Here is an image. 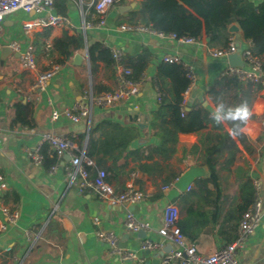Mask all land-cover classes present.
Wrapping results in <instances>:
<instances>
[{
  "label": "crops",
  "instance_id": "1",
  "mask_svg": "<svg viewBox=\"0 0 264 264\" xmlns=\"http://www.w3.org/2000/svg\"><path fill=\"white\" fill-rule=\"evenodd\" d=\"M131 1L115 0L109 5L105 12V23L100 27L84 26L81 0H65V17L54 8L53 13L65 19V23L58 26L26 31L23 24L34 15L22 11L10 14L0 25V175L7 184L1 199L5 206L19 213L15 223L0 233V264H162L168 254L161 256L162 249L168 247L170 251L174 248L170 239L162 238L157 233L164 226V212L168 206H174L178 211L176 224L184 245L193 247L198 255L207 256L236 237L241 215L249 207H246V202L250 198L252 185L249 187V183L253 178L260 183L262 205L259 225L244 247L237 251L235 259L237 264H264V96L261 93L251 105L253 117L243 127V132L253 141L251 154L238 144L241 151L238 160L221 171L217 188L209 184L206 186L207 193H204V187L193 184L195 179L209 176L208 169L199 164L200 146L197 136L193 134L177 136L175 150L169 160L162 161L154 155V161L162 163L163 169L151 175L142 174L136 169L138 164H143V160L136 161L131 156L126 159L127 166L110 184L116 193L131 186L144 195L142 202L127 207L109 206L92 190L78 192L67 174L69 155L56 158L53 171L42 163L34 164L28 156V149H33L43 134L73 142L83 155L90 126L101 121L136 130L138 137L127 150L140 149L145 145L157 146L159 141L149 124L151 114L159 110L161 95L153 85L152 77L164 56H174L194 71L195 82L184 92V103L189 106L201 102L212 111L214 105L208 89L228 63L226 58L212 57L210 51L223 47H210L204 35L194 44H183L168 36L158 37L133 29L121 30V26H132L127 22V12L136 9L139 0ZM249 1L256 6L262 0ZM126 7L129 9L120 11ZM231 26L237 31H230ZM75 33L82 35L83 48L75 51L67 63L58 65L59 72L45 90L35 91L33 84L36 75L51 69L62 58L59 50L53 48V40ZM228 33V38L232 37L239 49L249 48V42L243 39L235 23L229 26ZM12 41L22 46H32L35 71L21 70L15 52L1 57V48L8 47ZM95 42L108 49L121 50V60L109 66L99 62L92 72L87 48ZM146 55L150 61L134 97L113 109L93 107L88 116L78 123H72L65 117V109L76 103L86 104L89 94L95 96L93 86L114 91L121 61ZM18 103L29 106L28 127L13 123L15 105ZM54 110L59 117L51 121ZM223 128L228 131L226 124H223ZM255 158H258V162H255ZM132 169L135 170L129 172ZM191 169L195 177L189 189L168 200L167 192L173 183L167 191H163L166 185L162 181L169 173H179L180 177ZM95 175L96 172L89 174L91 178ZM215 192L219 196L217 201L213 197ZM126 212L148 223L150 230L146 234H139L125 229ZM95 218L98 224H95ZM99 230L113 233L117 238V247L133 252L136 259L122 260L111 255L107 245L97 239L96 232ZM27 233L32 237L31 242L26 241ZM144 239L162 246L156 250H141ZM170 264L178 262L173 260Z\"/></svg>",
  "mask_w": 264,
  "mask_h": 264
},
{
  "label": "trees",
  "instance_id": "2",
  "mask_svg": "<svg viewBox=\"0 0 264 264\" xmlns=\"http://www.w3.org/2000/svg\"><path fill=\"white\" fill-rule=\"evenodd\" d=\"M89 1L81 0L84 19L86 23L95 24L99 19L94 8L88 6ZM54 7L59 15L66 16L65 0H54ZM127 17L128 24L132 26L140 25L156 33L175 34L176 37L199 39L204 35L210 47L221 45L223 48L227 46L230 35L228 28L235 23L241 30L243 39L250 44L248 48L250 54L260 62L264 76V0L256 6L249 0H139L137 8L128 11ZM52 45L59 50L62 57L55 64L64 65L75 51L83 48L84 41L79 33L72 36L64 34L61 38L54 39ZM87 54L92 72L99 62L105 66L116 63L109 49L98 42L88 46ZM149 59L150 57L146 55L127 59L119 64L131 71L129 78L132 82L139 83ZM152 81L161 95L159 110L151 114L149 124L159 141L158 145H145L140 149L127 150L129 144L138 137L136 130L122 128L109 121L94 123L90 126L87 145L83 152V156L92 163L87 167L89 174L102 170L106 174V183L110 184L111 180L127 166L126 159L131 156L133 160L144 161L136 167L139 172L151 175L163 169L162 163L158 160L154 161V155L160 157L162 161L169 160L174 153L177 136L193 134L197 136L200 146L199 164L209 171L206 179H195L193 184L204 187V193H207L208 184L217 188L221 171L238 160L241 151L237 145L239 144L249 154L253 150V141L243 132L244 125L241 133L233 137L230 135L231 122L226 123L228 127L226 131L223 125H216L211 120L210 110L201 102L187 106L183 101V94L189 85V80L181 63L168 64L160 61ZM260 89L258 84L240 81L236 76H218L209 86L208 94L213 105L217 99H223L230 106L246 101L251 107ZM103 92L108 93L113 90L93 86L94 95ZM15 111L13 123L30 126V121L27 119L30 113L29 106L18 103L15 105ZM41 154L42 165L45 168L49 169L56 164V156L47 144L41 147ZM76 154L80 155L81 151H77ZM150 161L153 162L150 164L148 163ZM178 177L179 173H169L162 184L170 186ZM250 184L251 182L249 187L252 185ZM245 186H248L247 182ZM252 188L250 187V198L246 202V207L254 199ZM215 194L213 197L217 201L219 196L216 192ZM176 226L180 231L179 226L177 224Z\"/></svg>",
  "mask_w": 264,
  "mask_h": 264
},
{
  "label": "built area",
  "instance_id": "3",
  "mask_svg": "<svg viewBox=\"0 0 264 264\" xmlns=\"http://www.w3.org/2000/svg\"><path fill=\"white\" fill-rule=\"evenodd\" d=\"M115 0H90L88 6L94 8L98 22L86 23L85 27H93L94 25L100 27L105 22L106 8ZM54 0H0V25L5 18L17 11H22L26 14H33L34 17L28 19L23 24L26 31H32L36 28H46L58 26L65 23V19L57 16L54 11ZM121 30H136L140 32H150L158 37L168 36L183 44H194L198 39L193 37H176L175 34L156 33L149 28L137 26H121ZM8 48L18 55V67L27 72H33L36 69L33 48L30 44L22 46L17 41H12L8 44ZM109 52L115 62H119L123 56V52L119 49L110 48ZM238 53L241 57L242 67H225L219 73L220 77L236 76L240 81H247L252 84L260 86V93L264 96V76L261 72L260 62L250 54L248 49H239L235 40L230 37L227 41V46L221 49H212L210 55L215 58H226L230 54ZM162 62L172 64L181 63L179 59L174 56H164ZM182 64V63H181ZM186 71V78L189 80V85L185 92L195 82L194 71L190 66L182 64ZM58 65L51 69L41 72L36 75L33 84L35 91H43L54 76L59 72ZM131 71L123 66H118L117 86L113 92L101 93L98 95L87 96L86 104H73L64 110V115L72 123H78L88 116L93 107L100 109H113L118 107L123 101L134 97L138 93V83L132 82L129 78ZM59 113L54 110L51 112L50 120L56 121ZM47 144L50 150L55 154L57 159L64 155H69L68 177L72 184H74L78 192L85 190H92L96 192L109 206H134L144 200V195L140 190L128 186L125 191L116 193L113 187L106 183V174L102 170H98L94 177L89 176L87 167L91 166L90 160L83 155L76 154L77 147L71 141H68L59 136L50 134H43L38 144L33 149H28V156L32 159L34 164L41 165L43 156L41 154V147ZM258 162V158H255ZM56 165L51 167L55 170ZM254 189V199L249 207L242 213L238 223L237 235L232 242L217 248L213 253L207 256L198 255L195 249L191 246H185L182 241V235L176 226L178 218V211L174 206H168L164 212V226L158 230V235L162 238L170 239L174 248L163 258L162 264H170L175 260L178 264H237L236 253L244 247L245 242L252 232L259 225L260 209L262 201L259 197L260 183L258 179L251 180ZM170 186L163 187V191H167ZM189 189V187H187ZM7 190V184L3 176L0 175V217L3 221L0 223V233L8 230V227L13 225L19 217L17 210H12L5 206L2 202L1 195ZM95 224L99 221L94 219ZM125 229L134 232L146 234L150 230L148 223L137 220L131 212H126L124 218ZM96 236L99 242L106 244L111 255L122 260L136 259V255L128 250H121L117 247V238L111 232L97 231ZM26 241L31 242L32 237L29 233L26 234ZM160 243H153L151 240L144 239L140 245L141 250H156L161 248ZM139 262H142L140 260Z\"/></svg>",
  "mask_w": 264,
  "mask_h": 264
},
{
  "label": "clouds",
  "instance_id": "4",
  "mask_svg": "<svg viewBox=\"0 0 264 264\" xmlns=\"http://www.w3.org/2000/svg\"><path fill=\"white\" fill-rule=\"evenodd\" d=\"M252 116L253 111L246 101L236 106H230L223 99H217L210 113V118L216 125L231 122L230 135L233 137L241 133L242 126L246 125Z\"/></svg>",
  "mask_w": 264,
  "mask_h": 264
},
{
  "label": "water",
  "instance_id": "5",
  "mask_svg": "<svg viewBox=\"0 0 264 264\" xmlns=\"http://www.w3.org/2000/svg\"><path fill=\"white\" fill-rule=\"evenodd\" d=\"M133 7V5H131ZM129 8H121L120 11L124 12L128 10ZM230 31L236 32L237 28L234 26L230 27ZM12 54L11 50L8 47H2L1 48V57H5L6 55ZM227 63L229 67H242L243 63L241 60V57L238 53L230 54L226 57ZM195 177L193 175L192 169L184 173L182 176H180L172 185V188L168 190L167 192V199L172 200L173 198L177 197L179 192H184V190L190 185L192 179ZM139 234H142L139 232ZM168 247L162 249L161 256L164 253H169Z\"/></svg>",
  "mask_w": 264,
  "mask_h": 264
}]
</instances>
